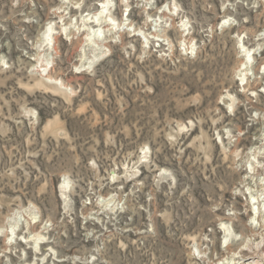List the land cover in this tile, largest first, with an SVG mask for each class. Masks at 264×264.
Wrapping results in <instances>:
<instances>
[{
    "label": "rangeland",
    "instance_id": "374dc122",
    "mask_svg": "<svg viewBox=\"0 0 264 264\" xmlns=\"http://www.w3.org/2000/svg\"><path fill=\"white\" fill-rule=\"evenodd\" d=\"M106 1L0 0V264H263L264 0Z\"/></svg>",
    "mask_w": 264,
    "mask_h": 264
},
{
    "label": "bare ground",
    "instance_id": "6f19581e",
    "mask_svg": "<svg viewBox=\"0 0 264 264\" xmlns=\"http://www.w3.org/2000/svg\"><path fill=\"white\" fill-rule=\"evenodd\" d=\"M66 1V0H65ZM97 7H98V10L95 12V13H86V14H83V15H81L80 16V18H81V21L82 22H85V24L86 23H90V24H92V26L91 25H89L88 27H87V33H86V39H91L92 37H94L95 39H96V37L95 36H97V38H98V31H100V29H95L94 28V26H96V25H98L99 23H100V21L99 20H101V18H107V15L109 14V13H107V9H108V6H107V1L106 0H101V2L97 5ZM127 7H128V5H127ZM110 9V8H109ZM108 12H109V10H108ZM110 16V15H109ZM62 17V16H61ZM104 20V19H103ZM228 20V19H227ZM102 21V20H101ZM105 21V23L106 22H108L107 21V19H105L104 20ZM225 21V20H224ZM223 21V22H224ZM71 22V21H70ZM72 24V22L69 24V25H71ZM123 24V23H122ZM108 25H113L112 23H108ZM70 27V26H69ZM66 28L67 27H64V28H60V30L58 31V32H56V31H54L53 29V23L52 22H47L46 24H45V26L43 27V31L39 34V36L38 37H40V38H37V39H39V41H38V49H41V51L43 50H46L45 52H47V55H48V53L49 54H51L50 52H49V50H52L51 48H54L56 45H57V43H58V40H57V37H55L54 35L55 34H59V33H61V35L62 34H64V37L65 36H67V33H66ZM72 28V27H71ZM99 28V27H98ZM86 29V28H85ZM104 29V28H103ZM102 34V33H101ZM133 35L134 34H137V33H132ZM138 36H139V34H137ZM66 38H68V36L66 37ZM261 39V38H260ZM260 41V40H259ZM37 43V42H36ZM262 44V43H261ZM36 45V44H35ZM37 48V47H36ZM243 49V48H242ZM256 49V48H255ZM251 50L252 49H249V48H247V49H245V53L243 54V56H248V54L251 52ZM254 50V49H253ZM242 51V50H241ZM240 52V51H239ZM243 52H244V50H243ZM46 55V56H47ZM40 56V55H39ZM48 57V56H47ZM39 59V58H38ZM226 59V57L224 56V55H219L214 61V65H215V67H218L219 68V66L222 64V65H224V63H226L225 60ZM249 58H247V61H244V63H241V66L239 65V67H240V69H239V71H238V74H237V72H236V74L237 75H239V77H240V79L239 80H242L241 82H243V80H244V78H243V71L244 70H246L247 69V66H248V63H249V60H248ZM91 60V59H90ZM44 63V62H43ZM86 63V62H85ZM48 64V63H47ZM47 64H45V67H46V65ZM33 65V64H32ZM31 65V66H32ZM246 65V66H245ZM85 67V66H84ZM238 67V68H239ZM49 69V68H48ZM79 69V67H76V70H78ZM86 69V68H85ZM40 70V69H39ZM42 70V69H41ZM47 70V69H46ZM75 70V69H74ZM81 70H82V68H81ZM48 72V71H47ZM247 72V71H246ZM41 75H42V73H41ZM44 75V74H43ZM46 79V78H45ZM46 80H49V79H46ZM56 81V80H55ZM57 82V81H56ZM263 83V82H262ZM51 84V83H50ZM54 85H55V82H54ZM53 85V86H54ZM62 86V85H61ZM57 87V86H56ZM58 88V87H57ZM61 89H62V87H61ZM247 89V88H246ZM261 92V91H260ZM226 96V95H225ZM228 96V95H227ZM261 96V95H260ZM235 100V99H234ZM235 102V101H234ZM238 127V126H237ZM142 150H143V148H142ZM260 154V153H259ZM144 157V156H143ZM143 161V160H142ZM141 162V161H140ZM255 165V164H254ZM252 168V167H251ZM162 171V170H161ZM161 174V173H160ZM67 184H65V182L63 181L62 183H60V185H59V196H61V198H62V200H61V202L63 201V208H65L66 209V206H67V203H68V195H69V192L67 191L68 189V186H66ZM262 191V190H261ZM68 194V195H67ZM111 196V195H110ZM105 201V200H104ZM69 205V204H68ZM65 209H63V210H65ZM20 211V210H19ZM259 211V210H258ZM261 211V210H260ZM21 214V213H20ZM24 216V215H23ZM21 216H18V212H16V211H12V213H8V215H6V217L5 218H2L3 220L0 222V236L1 237H3V239H4V245L6 246L4 249H6L5 251H4V253H5V255L6 254H8L7 253V251L9 250L8 249V247L9 248H16L19 244L21 245V243L22 244H31L32 243V248H35L36 246H37V244L39 243V239L40 238H42V236H41V233H45L48 229H46V231H44V232H41V230H39V233H37L36 232V230H35V226H31V225H34L35 224V222L37 221H35V222H31V219L30 220H26V219H23V221H21V223L19 224V222H20V218ZM28 217V216H27ZM250 219H252V218H250ZM34 220V219H33ZM39 221V220H38ZM229 223V222H228ZM230 224V223H229ZM229 224H226L225 222H222L220 225H219V229L221 230V233H222V241H221V244H223L224 245V243L226 244L227 242H229V243H231L230 241H231V239H233L234 241L235 240H237L238 238H237V236L235 235V237H232V234L230 233L231 232V227H230V225ZM252 223H250V225H251ZM36 225V224H35ZM44 228V227H43ZM46 228V227H45ZM37 229V228H36ZM39 229H41V228H39ZM252 229V228H251ZM254 230V229H253ZM246 232V231H245ZM47 233V232H46ZM49 233V232H48ZM45 234H43V236H44ZM239 236V235H238ZM241 236V235H240ZM239 236V237H240ZM253 236V235H252ZM1 237H0V240H1ZM44 237H46V236H44ZM2 239V240H3ZM45 240V239H44ZM239 240V239H238ZM43 241V240H42ZM46 241V240H45ZM233 241V242H234ZM1 242V241H0ZM41 242V241H40ZM49 243V242H48ZM34 244V245H33ZM237 244H238V242H237ZM223 245H221V246H223ZM28 246V245H27ZM226 246H228V244L226 245ZM259 246V245H258ZM257 247V246H256ZM53 248V247H52ZM228 248H229V246H228ZM231 248V247H230ZM241 248V247H240ZM239 248V249H240ZM37 249H39V247L37 248ZM43 249V248H42ZM51 249V248H50ZM225 249H227V247L225 248ZM255 249H257V248H255ZM234 250V249H233ZM236 250V249H235ZM241 250V249H240ZM243 250H245L244 248H243ZM41 251V250H40ZM39 251V252H40ZM55 251V250H54ZM53 251V252H54ZM201 251V250H200ZM230 251V250H229ZM253 251V250H252ZM9 252V251H8ZM52 252V253H53ZM234 253H235V251H233ZM239 253H240V251H238ZM237 252V253H238ZM247 252H249V251H247ZM257 252V251H256ZM10 253V252H9ZM33 253V252H32ZM49 253H51V252H49ZM51 253V254H52ZM234 253L232 254V256H235L234 258H237V259H243V261H242V264L244 263V264H259V262L258 261H260L258 258H256V256H255V258L253 257V258H250V257H247V258H244L243 257V255H242V257L239 255L238 257H236L237 255H234ZM242 253V252H241ZM245 253V252H244ZM243 253V254H244ZM42 254V253H41ZM54 254V253H53ZM236 254V253H235ZM245 254H247V253H245ZM244 254V255H245ZM256 254V253H255ZM250 255V254H249ZM261 255V254H260ZM7 256V255H6ZM8 256H9V254H8ZM42 256H44V255H42ZM54 256V255H53ZM172 256V255H171ZM231 256V257H232ZM5 257V256H4ZM10 257V256H9ZM49 257V256H48ZM55 257V256H54ZM53 257V258H54ZM264 257V256H263ZM262 257V258H263ZM24 257H22V259H23ZM56 258V257H55ZM54 258V259H55ZM233 258V257H232ZM46 258H45V256H44V258H41V259H38V261L35 263V262H30L29 264H39V261L41 262V261H44ZM246 259H248L247 261H245ZM250 259V260H249ZM11 260V259H10ZM20 261H22L21 262V264L23 263V264H26L25 262H26V260H21L20 259ZM49 261V260H48ZM56 261V260H55ZM54 261V262H55ZM231 261V260H230ZM245 261V262H244ZM46 262V261H45ZM262 262H264V260L262 261ZM50 263V262H49ZM237 263H239V262H237ZM45 264V263H44ZM179 264V263H178ZM217 264H219V262L217 263ZM261 264V263H260ZM264 264V263H263Z\"/></svg>",
    "mask_w": 264,
    "mask_h": 264
}]
</instances>
